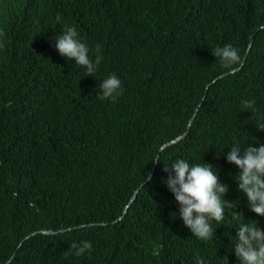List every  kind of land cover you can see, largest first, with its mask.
<instances>
[{
    "label": "trees",
    "instance_id": "trees-1",
    "mask_svg": "<svg viewBox=\"0 0 264 264\" xmlns=\"http://www.w3.org/2000/svg\"><path fill=\"white\" fill-rule=\"evenodd\" d=\"M65 24L93 60L100 46L92 77L56 50ZM262 24L264 0H0V264H242L236 227L264 230V217L226 155L264 144ZM225 44L241 64L212 55ZM111 74L116 102L100 89ZM178 158L212 164L229 186L235 207L211 222L213 238L192 235L162 182ZM83 241L90 253L66 255Z\"/></svg>",
    "mask_w": 264,
    "mask_h": 264
},
{
    "label": "clouds",
    "instance_id": "clouds-1",
    "mask_svg": "<svg viewBox=\"0 0 264 264\" xmlns=\"http://www.w3.org/2000/svg\"><path fill=\"white\" fill-rule=\"evenodd\" d=\"M56 20L58 23H63L60 16H57ZM260 29L264 30V24L260 25ZM54 40L58 53L62 57L74 60L77 65L83 66L86 69L85 76L92 77L96 73L103 59L99 45L96 46L93 60L89 56V47L79 38L77 29L67 24L62 34ZM212 55L218 57L225 68L242 63L239 50L230 44H225L223 47L217 46ZM100 89L103 98L110 99L112 102H116L118 97L123 95L121 81L115 74L105 78L100 84ZM241 105L244 111L255 110L254 99L242 100ZM257 127L264 130V123H258ZM226 161L234 164L239 170L234 179L238 185L237 190L246 197L249 211L264 217V144L259 147H244L243 152H241V146H233L226 155ZM170 168L171 171H169V166H164V171L169 174L162 182L178 203L179 217L184 226L191 231L192 235L201 240L213 238L214 229L211 222L213 220L217 223L222 222L225 207L227 206L229 210L235 207L234 202L224 199L229 186L220 181L217 169L210 163L201 161L190 165L187 160L178 158L170 165ZM235 215L245 221L242 214L235 213ZM257 224L258 221L249 220L236 227L233 246L242 264H264V230H261ZM73 250L77 257L85 252L90 253L92 243L89 241H83L80 244L73 242L66 255L72 254ZM161 252L162 247L159 246L151 250L153 256H159ZM10 258L12 259V256ZM10 258L3 264H7ZM196 264H205V262L203 258H198Z\"/></svg>",
    "mask_w": 264,
    "mask_h": 264
},
{
    "label": "water",
    "instance_id": "water-1",
    "mask_svg": "<svg viewBox=\"0 0 264 264\" xmlns=\"http://www.w3.org/2000/svg\"><path fill=\"white\" fill-rule=\"evenodd\" d=\"M251 43H252V40L249 42V45H248V49H247V50L250 49V47H251ZM238 68H239V67H238ZM238 68H236V69H238ZM236 69H232L230 72H233V71H235ZM192 119H193V116L191 117V119H190L188 125H190V123L192 122ZM185 134H186V132H184L182 135H180V136H178V137L172 139L171 141H169V142L163 144V146H162L161 148L165 147V146L168 145V144L178 142L180 139H182V138L185 136ZM157 158H158V156H157ZM157 158H156L155 163L157 162ZM153 170H154V168H153ZM153 170H152V172L149 174L148 177L151 178V176H152V174H153ZM148 177L146 178V180H145L144 182H142V184L146 183V182L150 179V178H148ZM142 184H141V185H142ZM135 196H136V193H134V195L130 198L129 203H131V202L134 200ZM129 203L125 206V209H124V212H123V213L126 212V209L128 208ZM42 232H44V233H52L53 231H52V230H43ZM32 234H34V232H32V233H31L30 235H28L27 237L31 236ZM20 244H21V242H20ZM10 259H11V258H10Z\"/></svg>",
    "mask_w": 264,
    "mask_h": 264
}]
</instances>
